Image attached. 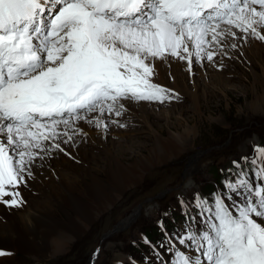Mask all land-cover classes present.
<instances>
[{
  "label": "snow or ice",
  "instance_id": "6c2138e0",
  "mask_svg": "<svg viewBox=\"0 0 264 264\" xmlns=\"http://www.w3.org/2000/svg\"><path fill=\"white\" fill-rule=\"evenodd\" d=\"M249 38L264 41V0H0V204L22 207L25 177L68 155L81 123L124 128L128 103L178 99L152 82L156 61L191 72ZM233 166L210 198L180 200L171 234L158 221L169 261L144 237L158 264H264V147Z\"/></svg>",
  "mask_w": 264,
  "mask_h": 264
},
{
  "label": "rangeland",
  "instance_id": "374dc122",
  "mask_svg": "<svg viewBox=\"0 0 264 264\" xmlns=\"http://www.w3.org/2000/svg\"><path fill=\"white\" fill-rule=\"evenodd\" d=\"M236 43V49L229 48L231 52L225 50L227 55L219 54V48L213 49L219 51L213 61L193 63L191 72L188 71L187 60L173 61L174 59L170 58L167 61H159L160 64L154 63L156 72L152 81L173 90L179 98L166 100L163 105L150 104L155 102L131 103L156 107L145 108L152 112V115L139 111L135 113L132 111L133 108L129 107L130 114L127 111L118 118L121 122H126L127 126L119 128L114 124L109 127L113 129V132L108 133V140L116 142V145L113 143L110 147L115 146L124 157H129L136 150L139 142L146 141L148 134L156 129L162 131L163 137L185 135L187 138L184 146L189 151L180 154L181 156L176 160L148 168L147 172L141 176L139 183L122 192L114 204L108 205L103 210L95 225H92L93 222L86 225L85 232L78 234L74 239L77 241L75 245L69 241L64 242L68 249L65 253L54 258H38L32 253L18 251L14 247L9 248L5 246L7 244L0 243V247L14 249L21 254L17 257L0 259V264H67L75 259L82 261L86 249L97 242L101 234L125 219L134 207L136 210L139 208V213L133 221L125 224L118 233H114L116 231L110 233L119 234L124 241L120 247H117L119 244L116 243L109 247H100L99 260L95 264H105L106 261L112 263L126 251L127 244L137 242L143 231H148L154 226L155 219L162 214L163 210H167L168 205L175 204L176 195L190 196L191 191L197 190L203 197L210 198V189L214 186L209 183L213 182L210 174L211 165L216 164L219 170L225 171L223 175L225 178L230 175L228 173V169L231 168L230 160L236 158L238 154H244L246 147L249 148L252 145L264 147V41L249 38L247 41L237 40ZM214 61L219 64L213 63ZM254 77L257 78L255 81ZM122 132L124 135H120ZM83 149L86 151V147ZM84 150L79 153L81 157ZM86 152L88 166L92 167L94 161L103 164L98 159L103 154L102 148L93 147ZM64 153L54 152L53 155H56L52 156L58 157L59 165L60 157L65 156L68 160L70 159V162L72 161L73 169L75 167L76 169L55 167L53 163L51 165L56 172L71 180L79 172L80 177H85L87 181L78 180L77 185L80 189L84 188L90 179L88 180V177L80 171L84 168L83 163L74 159L78 154H75L73 158L70 157L71 154L63 155ZM52 169L48 168V172ZM181 172L185 175L182 176ZM40 179L42 184L35 189L37 194L38 191L41 193L30 194L32 207H36L39 203L44 204L45 206L41 208L42 212L51 213L60 222L66 223L62 206V197L65 193L59 184L60 177L55 178L54 183L49 182L50 177L46 175H41ZM47 182L53 184V189H47L44 193L46 188L43 184ZM221 186L223 187V184ZM66 212L72 215L71 210L67 209ZM0 222L5 224V219L4 221L0 219ZM178 226L177 222L175 227ZM33 233L25 232L23 235L42 241V237L35 231ZM132 252L138 254L136 250ZM56 259L57 262H53Z\"/></svg>",
  "mask_w": 264,
  "mask_h": 264
},
{
  "label": "bare ground",
  "instance_id": "6f19581e",
  "mask_svg": "<svg viewBox=\"0 0 264 264\" xmlns=\"http://www.w3.org/2000/svg\"><path fill=\"white\" fill-rule=\"evenodd\" d=\"M225 50L231 52L229 48ZM170 58L171 57H169L168 60H170ZM173 61H175V59ZM207 62L211 63L209 61ZM155 63L160 64L159 61ZM213 63L219 64L216 61ZM155 72L156 68L154 66V73ZM256 79L257 78L254 77L253 80L255 81ZM196 104L198 103L196 102ZM129 107L133 108L132 111L135 113L139 111L146 115H152L153 113L147 111L145 108H153L156 106H147L142 103H128L127 108ZM250 107H253V105H250ZM128 113L130 114L129 111ZM112 125L114 126V124ZM80 127L83 128L87 135L77 136L75 143L62 144V147L69 155L71 154L73 158L75 154H78L74 159L80 160L81 163H83L84 168L80 171L84 173V176L88 177V180L90 179L88 183L86 182V185L84 184V188H78L77 181H87L85 177L81 178L78 174L79 172L77 173L75 171L74 172L77 174L73 176L72 180L67 178V176L63 177L56 172L55 168L51 165L52 160L50 161L49 158L45 159L43 162L38 161V164L42 163L43 166L34 168L35 172L36 170L44 171V175L50 177L49 182L54 183V179L58 176L60 177L59 184L61 185L62 191L65 193L62 197V206L66 217V223L60 222L51 213L42 212L41 208L45 206L44 204L41 205V203H39L36 207H32L30 203V201H32L30 199L31 196H28L29 203L23 210L17 211L13 215L2 212V218L5 219V224L0 222V243L7 244L5 245L6 247H14L18 251L32 253L38 258H54L55 256L65 253L68 249H66L64 242L69 241L75 245L77 241L74 239L78 234L85 232L84 228L86 225L92 222V225H95L98 221V217L103 213V210L106 209L108 205L114 204L122 192L139 183L141 176L147 172L148 168L151 169L155 166H161L164 163L176 160L182 154L189 151V149L184 146L187 138L185 135L181 136L180 134L178 136L177 134V136L168 135L163 137L162 131L156 129V131H152L148 134V139L146 141L139 142L140 144H138L136 150H134L129 157H124L120 150H116L115 146L114 148L112 146L110 147L113 143L116 145V142L108 140V133L111 134L113 129L111 130L108 128L107 131H104L101 130V128L90 127L84 123H81ZM150 127L154 128L152 125H150ZM120 135H124L123 132ZM80 147H82V149ZM84 147H86V151L93 147L102 148L103 154L102 156L100 155L101 157L98 159L100 162H103V164L94 161L92 167L88 166V160L86 158L87 152L83 149ZM82 150H84V152L81 153V157L79 153ZM193 156L196 157V155ZM60 161V165L63 167L73 169L70 159L68 160L65 156H62L60 157ZM54 163L59 162L56 161ZM50 167L53 169L48 172V168ZM74 169H76V167ZM181 175L183 176L185 174L181 172ZM43 186L46 188L44 193L47 192V189H53V184L48 182L44 183ZM188 198L191 199L193 197L190 195ZM67 209L71 210L72 215L66 212ZM135 211L136 207H134L121 222L124 223ZM30 231H35L37 235L42 237V241H36L32 238L25 237V232Z\"/></svg>",
  "mask_w": 264,
  "mask_h": 264
}]
</instances>
